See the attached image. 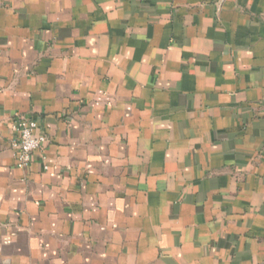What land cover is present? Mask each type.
<instances>
[{
    "label": "crops",
    "instance_id": "1",
    "mask_svg": "<svg viewBox=\"0 0 264 264\" xmlns=\"http://www.w3.org/2000/svg\"><path fill=\"white\" fill-rule=\"evenodd\" d=\"M0 264H264V0H0Z\"/></svg>",
    "mask_w": 264,
    "mask_h": 264
},
{
    "label": "built area",
    "instance_id": "2",
    "mask_svg": "<svg viewBox=\"0 0 264 264\" xmlns=\"http://www.w3.org/2000/svg\"><path fill=\"white\" fill-rule=\"evenodd\" d=\"M37 121L33 118H26L15 115L13 129L16 133L14 146L16 148V166L26 168L29 166L33 152L45 141V136L36 133Z\"/></svg>",
    "mask_w": 264,
    "mask_h": 264
}]
</instances>
